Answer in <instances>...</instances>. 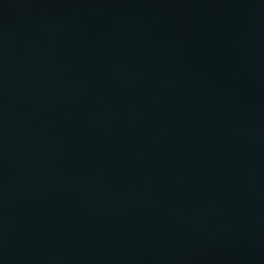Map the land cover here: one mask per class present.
<instances>
[{
    "label": "water",
    "instance_id": "obj_1",
    "mask_svg": "<svg viewBox=\"0 0 264 264\" xmlns=\"http://www.w3.org/2000/svg\"><path fill=\"white\" fill-rule=\"evenodd\" d=\"M0 264H264V0H0Z\"/></svg>",
    "mask_w": 264,
    "mask_h": 264
}]
</instances>
